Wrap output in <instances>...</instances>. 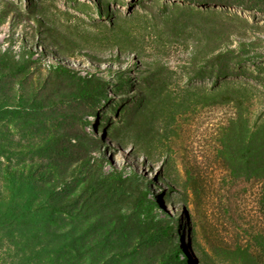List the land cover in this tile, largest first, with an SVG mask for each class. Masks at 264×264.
Masks as SVG:
<instances>
[{
	"label": "rangeland",
	"instance_id": "374dc122",
	"mask_svg": "<svg viewBox=\"0 0 264 264\" xmlns=\"http://www.w3.org/2000/svg\"><path fill=\"white\" fill-rule=\"evenodd\" d=\"M218 20L234 24L244 31L238 37L254 45L242 48L231 36L232 57L239 59L230 62L229 72L215 74L198 55L203 65L194 74L191 56L214 41ZM4 50L19 59L30 54L32 71L50 75L51 63L64 64L103 81L100 96L90 102L59 100L55 94L46 100L53 102L50 108L25 106L16 125H8L9 140L23 145L57 132L63 140L83 144L79 150L101 161L104 170L114 166L134 173L139 187L153 189L169 220L179 216L186 222L194 264H200L199 248L209 249L213 225L220 236H232L233 223L221 210L225 170L214 149L216 132L234 108L198 105L191 110L188 104L194 94L236 85L252 98L251 120L264 114V0H0ZM94 55L98 59H91ZM186 89L193 93L186 95ZM142 111L146 114L140 118ZM14 155V161L74 159L71 152L50 158ZM258 185L235 186L234 216L254 215Z\"/></svg>",
	"mask_w": 264,
	"mask_h": 264
},
{
	"label": "trees",
	"instance_id": "16d2710c",
	"mask_svg": "<svg viewBox=\"0 0 264 264\" xmlns=\"http://www.w3.org/2000/svg\"><path fill=\"white\" fill-rule=\"evenodd\" d=\"M213 32L214 41L191 56L194 74L203 65L196 61L198 55L215 74L229 72L230 62L239 59L232 57L231 36L242 48L254 45L238 37L244 31L222 20ZM94 56L91 59H98ZM31 62L30 54L19 59L10 50L0 52V264H194L186 222L179 216L175 222L169 220L153 189L139 187L134 173L114 166L104 170L101 161L79 150L83 144L63 140L57 132L23 145L8 139V125H16L25 106L50 108L53 102L46 100L55 94L59 100L86 102L101 94L103 81L93 74L54 63L49 65L50 75L40 74L30 69ZM192 97L191 110L198 105L234 108V115L216 132L214 149L215 160L225 170L221 210L233 223L232 236H220L213 225L214 233H207L209 249L198 250L200 264H208L209 258L213 264L214 258L264 264V114L251 120L252 98L241 86H223ZM145 114L142 111L138 117ZM14 152L49 158L71 152L74 159L14 161ZM238 183L259 184L254 215L248 219L241 212L234 216L231 206Z\"/></svg>",
	"mask_w": 264,
	"mask_h": 264
},
{
	"label": "water",
	"instance_id": "95a60500",
	"mask_svg": "<svg viewBox=\"0 0 264 264\" xmlns=\"http://www.w3.org/2000/svg\"><path fill=\"white\" fill-rule=\"evenodd\" d=\"M144 159V156H142V160ZM131 165H133L132 163H131ZM128 167H130L129 169L131 170L132 169V166H130V164L128 165Z\"/></svg>",
	"mask_w": 264,
	"mask_h": 264
}]
</instances>
